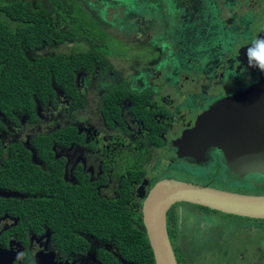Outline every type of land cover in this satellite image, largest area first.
<instances>
[{
  "label": "flooded vegetation",
  "instance_id": "af4514ba",
  "mask_svg": "<svg viewBox=\"0 0 264 264\" xmlns=\"http://www.w3.org/2000/svg\"><path fill=\"white\" fill-rule=\"evenodd\" d=\"M259 36L264 0H138L126 52L87 42L99 55L77 71L72 94L58 90L34 120L1 115L0 264H132L135 249L118 241L146 231L144 201L160 179L264 195V88H250L264 73L244 54ZM221 100L217 143L190 134ZM167 226L185 263L189 235L175 245L168 214ZM239 255L264 264V236Z\"/></svg>",
  "mask_w": 264,
  "mask_h": 264
},
{
  "label": "trees",
  "instance_id": "16d2710c",
  "mask_svg": "<svg viewBox=\"0 0 264 264\" xmlns=\"http://www.w3.org/2000/svg\"><path fill=\"white\" fill-rule=\"evenodd\" d=\"M77 1L91 16L92 31L88 35H83L74 24V10L81 8ZM106 22L84 0H0V120L1 115L15 120L20 112H27L31 120L36 119V106L55 103L58 90L72 94L77 71L87 70L91 67L90 58L99 55L85 48L78 53H44L33 57L28 52L71 41L76 36L86 42L106 41L107 36L114 35ZM30 208L32 216L40 215L39 203ZM171 219L175 225V218ZM122 233L131 235L128 231ZM131 236L120 237L118 241L120 247L135 249L126 258L132 264H155L146 231L138 228L137 239Z\"/></svg>",
  "mask_w": 264,
  "mask_h": 264
},
{
  "label": "rangeland",
  "instance_id": "374dc122",
  "mask_svg": "<svg viewBox=\"0 0 264 264\" xmlns=\"http://www.w3.org/2000/svg\"><path fill=\"white\" fill-rule=\"evenodd\" d=\"M84 1L89 3V8L95 9L102 17L106 18L109 29L115 35L106 37V50L110 54L116 51L126 52V47L121 40L138 38V0ZM77 3L80 5L79 1ZM46 5L49 3L46 2ZM74 13V24L83 32V35H88L89 31H92L89 10L81 6V8L76 7ZM83 47L87 48V42L82 37L76 36L71 41L49 44L36 51L28 52V55L33 57L44 53H78ZM198 178L195 179L196 182L206 184L205 178L199 180ZM178 179L193 180L187 176H178ZM213 186L222 187L218 184H213ZM168 218H175V228L181 232L178 236L173 237V243L180 247L185 244L182 234L185 230L189 235L187 245L192 244L191 256H188L185 263L181 264H249L252 258L248 256L246 259H242L239 255L240 250L251 247L258 237L264 236L259 234L257 229L258 226L264 227L262 220L212 210L187 201L172 205L168 210ZM176 252L180 259L182 252L178 249Z\"/></svg>",
  "mask_w": 264,
  "mask_h": 264
},
{
  "label": "water",
  "instance_id": "95a60500",
  "mask_svg": "<svg viewBox=\"0 0 264 264\" xmlns=\"http://www.w3.org/2000/svg\"><path fill=\"white\" fill-rule=\"evenodd\" d=\"M250 88L262 90L264 80ZM222 101L224 100L215 102L198 117L190 134L206 136L212 144L217 143L218 115ZM224 126V130L229 129L227 124ZM182 201L225 213L264 218V195L234 192L209 184L175 178L160 179L150 190L143 206L144 225L154 253L155 264H179L168 232L167 214L172 205Z\"/></svg>",
  "mask_w": 264,
  "mask_h": 264
},
{
  "label": "clouds",
  "instance_id": "9594fccd",
  "mask_svg": "<svg viewBox=\"0 0 264 264\" xmlns=\"http://www.w3.org/2000/svg\"><path fill=\"white\" fill-rule=\"evenodd\" d=\"M244 54L249 68L257 69L264 73V36L252 39Z\"/></svg>",
  "mask_w": 264,
  "mask_h": 264
}]
</instances>
